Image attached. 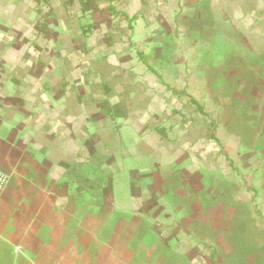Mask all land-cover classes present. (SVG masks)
I'll use <instances>...</instances> for the list:
<instances>
[{"label":"rangeland","instance_id":"374dc122","mask_svg":"<svg viewBox=\"0 0 264 264\" xmlns=\"http://www.w3.org/2000/svg\"><path fill=\"white\" fill-rule=\"evenodd\" d=\"M0 264H264V0H0Z\"/></svg>","mask_w":264,"mask_h":264},{"label":"built area","instance_id":"2783aa9c","mask_svg":"<svg viewBox=\"0 0 264 264\" xmlns=\"http://www.w3.org/2000/svg\"><path fill=\"white\" fill-rule=\"evenodd\" d=\"M7 182V175L0 170V190L3 189Z\"/></svg>","mask_w":264,"mask_h":264}]
</instances>
